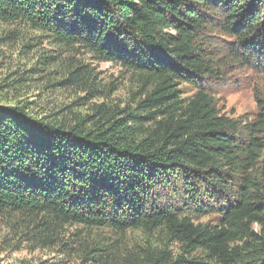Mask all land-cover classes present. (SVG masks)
Listing matches in <instances>:
<instances>
[{"label":"trees","instance_id":"trees-1","mask_svg":"<svg viewBox=\"0 0 264 264\" xmlns=\"http://www.w3.org/2000/svg\"><path fill=\"white\" fill-rule=\"evenodd\" d=\"M0 22L151 87L131 111L99 105L71 123L0 105V215L161 230L180 245L169 264H193L184 255L198 250L216 264H264V101L252 121L234 120L209 91L220 52L264 70V0H0ZM180 84L196 90L187 102ZM208 216L217 224L198 222Z\"/></svg>","mask_w":264,"mask_h":264},{"label":"rangeland","instance_id":"rangeland-1","mask_svg":"<svg viewBox=\"0 0 264 264\" xmlns=\"http://www.w3.org/2000/svg\"><path fill=\"white\" fill-rule=\"evenodd\" d=\"M218 54L221 73L209 86L217 109L234 120L252 121L258 100L264 101L263 65L241 66ZM175 89L184 102L196 92L187 84ZM150 90L140 75L119 64L61 46L20 22H0V105L22 106L36 117L71 123L95 115L99 105L131 111ZM198 222L216 225L217 219L208 216ZM253 230L260 233L258 226ZM180 254V245L161 230L118 233L106 227L59 225L41 215H0V264H169ZM184 256L193 264H216L199 250Z\"/></svg>","mask_w":264,"mask_h":264}]
</instances>
